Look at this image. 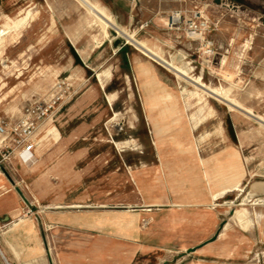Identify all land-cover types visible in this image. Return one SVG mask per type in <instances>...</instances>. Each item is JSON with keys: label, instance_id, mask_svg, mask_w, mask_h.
I'll return each instance as SVG.
<instances>
[{"label": "rangeland", "instance_id": "rangeland-1", "mask_svg": "<svg viewBox=\"0 0 264 264\" xmlns=\"http://www.w3.org/2000/svg\"><path fill=\"white\" fill-rule=\"evenodd\" d=\"M89 1L97 16L82 0H0V117L68 88L46 163H0L43 241L23 264H264V0ZM139 169L155 207H139ZM203 170L226 175L208 188ZM232 178L241 190L220 194Z\"/></svg>", "mask_w": 264, "mask_h": 264}, {"label": "crops", "instance_id": "crops-1", "mask_svg": "<svg viewBox=\"0 0 264 264\" xmlns=\"http://www.w3.org/2000/svg\"><path fill=\"white\" fill-rule=\"evenodd\" d=\"M83 6L84 8L87 7V5H90V8L88 9V13L90 15H98L99 12V8L96 4L90 2L89 0H82ZM102 9V8H100ZM28 13L24 14L22 17L18 18V19H28ZM116 22V21H115ZM118 25V24H117ZM120 28H122V31L120 32V37L123 38L124 41H126L127 43L129 42V40L127 39L126 36V30L125 28L121 27L120 25H118ZM10 28L6 29L9 30ZM113 30V29H111ZM1 31V30H0ZM66 40L68 41L70 47L72 48L73 52H78L76 50V48L74 47L71 39H69V37H67L65 35ZM43 129V134L41 133L42 130L40 131L41 133V138L39 139L40 142V147H47L48 142L50 141V139L53 140H58L59 139V133L57 131V129L55 127H47V128H42ZM39 145V144H38ZM41 149V148H40ZM39 154V147L36 148L35 151V156H37ZM37 158V157H36ZM11 161H15L18 162L20 165L22 163H20L17 159H11L9 161V163H12ZM123 161V159H122ZM37 164H45V160L43 158H41L40 160L37 159V161L35 162ZM124 163V161H123ZM197 164H199L201 167L204 166L203 161L201 160V158H198ZM238 163L235 162V164L233 165L234 171L237 172L239 175V165H237ZM24 165V164H22ZM36 165V164H35ZM26 166V165H24ZM232 167V168H233ZM230 168V167H228ZM27 169H30L27 166ZM195 169V168H194ZM226 170H224L225 173ZM145 170L143 169H139L136 174H137V179H138V191L139 194L142 197V205L139 207H155L156 205H158V201L155 200L154 202H147V200L145 199V195H146V191L145 189H143L140 179V175L142 173H144ZM223 172H219L216 174L218 178L215 179H211V175L206 171L203 170L202 171V175L205 178L206 181V185L210 186V184H212L214 182V180L216 182H219L220 178L222 176H225L226 174H222L220 176V174ZM241 176V175H240ZM242 179V177H241ZM240 179V181H241ZM18 183L15 182V180L5 176L4 174L0 173V257L3 260L2 256L5 258L6 262L9 264H23V261L26 260V262L28 261V259L30 260H41V249H42V240L40 237H38L37 232H36V226L34 223V220L30 219H25V217L19 218L20 217V213H19V202L17 199V194H16V189H17ZM225 188V189H224ZM223 191L220 193L222 195H225L226 193H230V192H238L236 189H226V187H224ZM237 189H240V183L238 184ZM226 190V191H225ZM219 194V195H220ZM216 195H212V199H217ZM162 201V200H161ZM159 201V202H161ZM73 203H70L68 206L70 205H75ZM178 201L173 202L172 205L174 206H181L178 205ZM62 207H58V209H60ZM68 208H74V207H68ZM239 210H236L234 213V217L242 223L243 227H247L249 224V220L246 218L247 215V211H242L241 213H238ZM43 225L44 226H51V227H65L67 225L66 220H65V216L60 213V212H46L45 215L43 216ZM21 240H25V243H21ZM18 251H22L21 257L19 256V252ZM15 253V254H14ZM2 255V256H1ZM4 261V260H3ZM4 264H6L4 262Z\"/></svg>", "mask_w": 264, "mask_h": 264}, {"label": "built area", "instance_id": "built-area-1", "mask_svg": "<svg viewBox=\"0 0 264 264\" xmlns=\"http://www.w3.org/2000/svg\"><path fill=\"white\" fill-rule=\"evenodd\" d=\"M67 91L64 82L58 83L49 99L27 104L17 118L0 117V163L17 159L26 166L35 164L40 131L47 121H52Z\"/></svg>", "mask_w": 264, "mask_h": 264}, {"label": "bare ground", "instance_id": "bare-ground-1", "mask_svg": "<svg viewBox=\"0 0 264 264\" xmlns=\"http://www.w3.org/2000/svg\"><path fill=\"white\" fill-rule=\"evenodd\" d=\"M49 6V5H48ZM98 7H100V6H98ZM99 11H100V8H99ZM178 18H179V15L178 14H176V15H174V17H173V19L175 20V21H177L178 20ZM6 31L7 30H1L0 31V37H2L5 33H6ZM191 37H194L196 34L195 33H190L189 34ZM198 35V34H197ZM175 77H177L178 79H181V77L183 76V69L181 68V67H177V69L175 70ZM225 72V71H224ZM228 72V71H227ZM97 77L99 78V75H97ZM223 77L224 78H226V79H228V80H231V74H223ZM181 80H183V79H181ZM190 82L198 91H201V88H202V83L199 81V78L198 77H196V78H193V77H191V76H188V77H186L185 78V80H184V82ZM99 82V81H98ZM100 84H101V87H103V84H102V82H100ZM188 84V83H187ZM189 85V84H188ZM215 89V88H214ZM109 104H111V103H109ZM114 145L116 146V147H121V145L119 144V143H114ZM236 162V161H235ZM231 181V180H230ZM229 181V182H230ZM234 178H232V182H231V184H229L228 185V187L226 188V189H228V188H230V189H234L235 187H237V184L235 185V183H237L238 182V179L237 180H235L234 182ZM225 189V188H224ZM224 189H222V191L224 190ZM241 190V189H240ZM226 191V190H225ZM217 196V195H216ZM242 211H245V209H241V210H239V212L238 213H241ZM1 253V252H0Z\"/></svg>", "mask_w": 264, "mask_h": 264}, {"label": "water", "instance_id": "water-1", "mask_svg": "<svg viewBox=\"0 0 264 264\" xmlns=\"http://www.w3.org/2000/svg\"><path fill=\"white\" fill-rule=\"evenodd\" d=\"M1 256H2V255H1ZM2 258H3V260H4V262H5L6 264H9V263L6 262V260H5V258H4L3 256H2Z\"/></svg>", "mask_w": 264, "mask_h": 264}]
</instances>
